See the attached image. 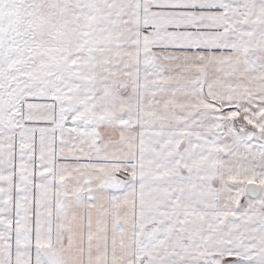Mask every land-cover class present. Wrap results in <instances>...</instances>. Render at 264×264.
Instances as JSON below:
<instances>
[{
  "label": "snow or ice",
  "instance_id": "snow-or-ice-1",
  "mask_svg": "<svg viewBox=\"0 0 264 264\" xmlns=\"http://www.w3.org/2000/svg\"><path fill=\"white\" fill-rule=\"evenodd\" d=\"M0 264H264V0H0Z\"/></svg>",
  "mask_w": 264,
  "mask_h": 264
}]
</instances>
